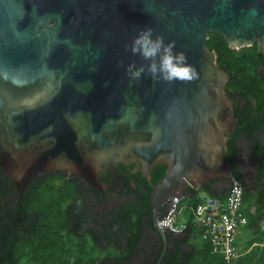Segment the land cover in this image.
I'll return each instance as SVG.
<instances>
[{"label": "water", "instance_id": "1", "mask_svg": "<svg viewBox=\"0 0 264 264\" xmlns=\"http://www.w3.org/2000/svg\"><path fill=\"white\" fill-rule=\"evenodd\" d=\"M148 28L185 53L192 80L151 77L150 61L131 51ZM211 33L232 50L257 45L264 57V0H0V167L21 195L44 174L99 190L100 175L121 166H140L149 182L166 167L150 199L165 253L166 234L178 235L159 223L176 201L239 183L224 158L235 103L207 47ZM133 63L145 67L139 78L126 71ZM223 180L231 183L211 187Z\"/></svg>", "mask_w": 264, "mask_h": 264}, {"label": "trees", "instance_id": "2", "mask_svg": "<svg viewBox=\"0 0 264 264\" xmlns=\"http://www.w3.org/2000/svg\"><path fill=\"white\" fill-rule=\"evenodd\" d=\"M207 47L216 53L218 66L229 74L226 90L231 99L235 102V95L239 94L257 102L253 105L251 100L250 103L247 101L243 109L235 102L236 131L248 134L256 141L253 150L258 174L256 187L264 194V145L254 137L256 129L264 130V78L261 72L264 57L257 45L232 50L226 40L215 33L210 34ZM238 151L234 138L230 137L224 158L230 163L236 181L244 187L245 201L251 191L243 181ZM166 171L163 166L156 168L150 183L140 178L139 182L148 186L139 202L122 203L103 214H96L88 208L90 201L84 185L72 176L41 175L21 195L0 167V264H98L104 258L116 264H225L222 256L212 252L210 243L206 246L200 244V240L204 241L201 231L192 224L191 208L197 205V197L203 191L210 194V187L190 190L188 199H184L187 206L182 205L186 207L185 214L190 224L186 235L176 237L167 233L168 247L164 253V243L154 228L150 208L153 188L150 184L156 186ZM228 193L226 191L222 199H227ZM210 196L216 198L215 195ZM259 215L264 216V210L262 214L257 211L256 215H249L250 226H253L255 217L261 220ZM148 231L158 234L161 247L153 240V234L147 238ZM258 234L263 238L255 243L263 244L264 228ZM144 239L145 245L140 249ZM123 241L127 245L120 252ZM151 242L153 247L148 249ZM111 248L116 250V255L104 257L103 253ZM186 248H192V251L187 252ZM238 264H264V246H256Z\"/></svg>", "mask_w": 264, "mask_h": 264}, {"label": "built area", "instance_id": "3", "mask_svg": "<svg viewBox=\"0 0 264 264\" xmlns=\"http://www.w3.org/2000/svg\"><path fill=\"white\" fill-rule=\"evenodd\" d=\"M184 198L174 203V210L165 222L159 227L168 224L169 228L182 235L190 225L183 223L186 207L182 206ZM244 204V187L241 183L236 188L229 190L227 202L223 203L218 198L199 194L197 205L192 210V224L201 231L202 237L207 240L215 253L225 257L230 263L237 257L236 237L239 229L247 222L242 214Z\"/></svg>", "mask_w": 264, "mask_h": 264}, {"label": "flooded vegetation", "instance_id": "4", "mask_svg": "<svg viewBox=\"0 0 264 264\" xmlns=\"http://www.w3.org/2000/svg\"><path fill=\"white\" fill-rule=\"evenodd\" d=\"M242 98L243 97L239 94L235 95V102L238 103V106L240 109H243V107L246 105V102L242 103ZM231 137L234 138V143L236 147H238L240 150L237 153V158L239 159L240 169L242 170V172L245 171V166H244L245 163L253 164L251 171H253V173L255 174L254 180H255V183H256L255 186H256L258 174L255 169L256 157H255V152L253 151L255 150V147H256V144H255L256 141L254 140V138H252L248 134H244L242 132L238 133L236 129L232 133ZM254 137L259 138L261 144L264 145V130L263 129L259 131L256 129L254 131ZM249 154H250V157L248 156ZM140 170H141L140 166H128V167L121 166L115 173H111V172L103 173L100 175V179H99V183L101 185L99 190L94 189L93 187L90 186L89 183H87L85 180L79 177H74V176L72 177H74V179L79 180L81 183L86 185V188H85L86 197L90 201L88 208L90 210H94L96 214H103L105 211H107L106 208H103L105 205L112 207V206L120 205L122 203H127V202H131V203L139 202L142 199V197L144 196V193L146 194L147 192L148 185L146 183L143 184L139 182L140 178L143 177ZM147 183H150V182L147 181ZM220 183L230 184L229 181L227 182L219 181V182L213 183L211 187H214L215 185H219ZM244 183L246 185L245 181ZM150 185L152 188H154L153 184H150ZM262 186L263 185H261V187ZM166 207L163 210L162 215L166 211ZM151 211H152V208H151ZM152 216H153V212H152ZM153 223H154V219H153ZM154 228H155V224H154ZM155 231H157L156 228H155ZM156 233L160 235L158 231ZM156 233L152 232L153 240L156 243H158L159 247H161L162 243H160V238L158 234ZM153 244L152 242L149 243L148 247L149 246L153 247Z\"/></svg>", "mask_w": 264, "mask_h": 264}, {"label": "clouds", "instance_id": "5", "mask_svg": "<svg viewBox=\"0 0 264 264\" xmlns=\"http://www.w3.org/2000/svg\"><path fill=\"white\" fill-rule=\"evenodd\" d=\"M175 42L165 44L162 35H156L153 39V30H142L134 39L131 51L134 55H140L144 60L150 61L147 72L153 79L172 81H190L196 76V69L187 63V56L183 51L174 52ZM132 78H139L145 72V67L138 69L130 64L126 70Z\"/></svg>", "mask_w": 264, "mask_h": 264}, {"label": "crops", "instance_id": "6", "mask_svg": "<svg viewBox=\"0 0 264 264\" xmlns=\"http://www.w3.org/2000/svg\"><path fill=\"white\" fill-rule=\"evenodd\" d=\"M223 194H225V192ZM223 194L216 196V198L222 199ZM253 194H254V203L252 204V210H253L252 214L256 215L257 211L259 212V214H262V212L264 210V203L261 204L262 202H264L263 190H259L258 194H255V193H253ZM186 199H188V198H186ZM258 204L260 206H256ZM245 217L247 218V223L239 229L237 237H236V248H237L236 259H234L230 263H228L226 261L225 257L218 254L224 258L225 264H238L240 259L247 256L256 246H258V245L262 246V247L264 246V240L262 242L263 244L255 243V242H257L256 240H261L263 238V235L262 234L259 235L258 231L260 229L264 228V221L262 220L264 216L259 215L261 220H259L258 217H255L253 226L249 225V219L246 215H245ZM185 235H186V231L182 235H179L178 237H183ZM204 241H205V239H204ZM205 242L209 243L207 240ZM186 250L188 251L189 248H186ZM189 252H191V251H189ZM212 252H214V251H212Z\"/></svg>", "mask_w": 264, "mask_h": 264}, {"label": "rangeland", "instance_id": "7", "mask_svg": "<svg viewBox=\"0 0 264 264\" xmlns=\"http://www.w3.org/2000/svg\"><path fill=\"white\" fill-rule=\"evenodd\" d=\"M261 72H262V77L264 78V72H263V70ZM245 100H246V102L247 101L249 102L251 100V102L253 103V105H256L257 104V102L254 99L252 100L251 98H249L247 100L245 98ZM254 176H255V174L252 175V176H250L248 179H246L245 176H243V180L246 182V188L251 191L250 192V195H247L246 196V199H245L244 204H243V207H242V211L248 217V219H249V215L252 214V211H253L252 210V204L254 203V194L253 193L258 194V192H259L258 188L255 186L256 183H255V180H254V178H255ZM202 193L204 195H206V196H210V194L207 193L206 191H203ZM219 200L221 202H223V203H226L227 202V199L226 198L225 199H219ZM263 203L264 202H262L261 204H263ZM182 205L187 206V202L185 200H183ZM256 206H260V205L258 204ZM182 220H183V223L184 224H187L189 222L188 217L185 216V215L183 216ZM200 244H202V246H206L207 245V242L200 240ZM126 245H127L126 244V241H123L122 245L120 246L119 251L121 252V250H123L126 247ZM189 251H192V248H189V250L187 252H189ZM103 254H104L103 255L104 257L105 256H107V257H113V256L116 255V250H114V249L111 248V249H109V251H106ZM139 257L140 256H138L137 258H139ZM106 259H108V258L101 259L98 262V264H116L115 261H113V260L105 261Z\"/></svg>", "mask_w": 264, "mask_h": 264}]
</instances>
